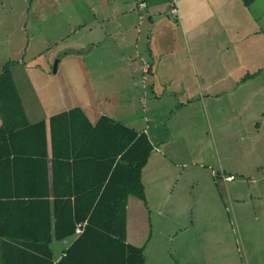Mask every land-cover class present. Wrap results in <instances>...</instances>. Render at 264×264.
Masks as SVG:
<instances>
[{"label":"crops","instance_id":"1","mask_svg":"<svg viewBox=\"0 0 264 264\" xmlns=\"http://www.w3.org/2000/svg\"><path fill=\"white\" fill-rule=\"evenodd\" d=\"M27 32L44 49L29 58ZM97 51L105 58L92 69L87 57ZM10 61L26 68L35 100L23 102L24 116H0V125L23 118L48 123L76 109L72 116L84 127L105 115L148 137L145 198L129 196L126 206V242L143 248L145 264H172L165 242L174 237L165 234L175 225L177 264H242L240 252L245 264H264V234L251 236L246 228L264 225V216L243 217L252 202L249 183L256 198L264 197L257 184L264 180V0H0V73ZM10 70L21 95L15 81L23 77ZM41 139L38 131L21 128L3 142V151L16 159L21 153L23 172L28 161L44 158V180L31 185L29 175H21L22 187L48 191L52 200L51 143L48 134ZM173 193L180 194L175 202ZM172 205L180 207V220L170 217ZM234 225L243 231L240 248ZM76 236L52 239L53 264Z\"/></svg>","mask_w":264,"mask_h":264},{"label":"trees","instance_id":"2","mask_svg":"<svg viewBox=\"0 0 264 264\" xmlns=\"http://www.w3.org/2000/svg\"><path fill=\"white\" fill-rule=\"evenodd\" d=\"M242 1L249 5L253 0ZM20 96L5 66L0 73L2 118L24 116ZM73 112L76 109L54 114L48 123L42 119L29 124L22 117L0 125L1 264H53L52 239L74 235L79 222H85L83 231L55 264H145L143 248L126 242V206L129 196L145 198L141 170L152 144L145 133L105 115L84 127ZM21 128L38 131L44 142L49 135L52 200L48 191L42 194L22 187L23 175H29L26 183L31 185L44 180L39 174L45 172V159H27L23 172L18 160L21 153L16 159L11 150L3 151V142ZM59 149L67 154L58 153ZM54 163L59 164V171ZM9 183L14 187L2 190ZM59 185L67 189L61 191Z\"/></svg>","mask_w":264,"mask_h":264},{"label":"rangeland","instance_id":"3","mask_svg":"<svg viewBox=\"0 0 264 264\" xmlns=\"http://www.w3.org/2000/svg\"><path fill=\"white\" fill-rule=\"evenodd\" d=\"M51 34H53V33H51ZM51 34H48V36L50 38V41H49L50 43H51V41L54 40V38H52L53 36ZM27 35L30 38V42L28 44V47L26 48V52L27 53L25 54V56H28V58H29V56H31V54L42 53V50H44V49L41 50L33 42V35H34L33 32H27L26 33V37H27ZM100 58H105L104 54L101 53L100 51H97V52L91 54L90 56H88L87 60L90 63V68L93 69L94 66H96L95 62H97V60L100 59ZM25 59H27V58H25ZM11 63H13V62L10 61V64L8 63L9 64L8 65L9 69H15V70L17 69V70H19V72L21 73V77H23V79L21 81L20 80H16L15 82L17 84L19 92H21L24 104L33 103V101L35 100V96L33 95V91H32L30 75L28 74L26 68H24L22 64H19L18 66H16V65L12 66ZM106 67L109 68L108 65ZM28 68H29V66H28ZM31 68H32V70H35L36 66L32 64ZM108 77H112V76L108 74ZM15 79H16V76H15ZM114 82H115V80H114ZM202 116H203V114H202ZM263 162H264V160H263ZM207 163H208V160H207V162H202V165H205V166L207 165L208 166ZM253 163L256 164L257 161L254 160ZM205 168H207V167H205ZM257 184L262 189V192L264 193V180H261V182H258ZM254 187H255L254 183H249L250 195L252 194V202L253 203L250 201L251 202L250 205L248 207H246V209L243 212V217L244 216H252L255 213H257L258 216H261V217L264 216V197H263L262 201H261V197L262 196L260 197V199L256 198L255 197V193H254ZM217 192H218L219 201H217L215 204H217V206H219L221 204V199H220L221 198V193L218 190H217ZM248 195H249V193H248ZM175 196L180 198V194L179 193H173V201L174 202H175V199H174ZM256 203H259L260 206H257ZM149 204L151 206L152 211H155V212H157V210L160 211V209H158V206H159L158 204H156V205L154 204V207H153V205L151 203H149ZM252 204H254V206ZM145 209H146L145 212L148 214V211H147L148 208H145ZM216 210L219 211V213L221 212V214H219V215L224 216V217H229L228 211H225L221 207H217ZM206 211H208V210L203 209L204 213H207ZM169 212H170L169 215H170L171 218H178L180 220V207L177 208V207L172 205V206L169 207ZM193 215L194 216H203L202 214L198 213V210H195V209H194V214ZM206 215H208L210 217H213L212 216V212L210 210L208 211V214H206ZM143 223L146 226L148 225L147 217H146V220ZM170 227H171V225H170ZM176 227L177 226L175 225L174 229H176V230H174L173 232L171 230H167L166 234H165V236H166L169 233V237L170 238L174 237L169 242H165L166 243V245H165L166 246V250L169 252V255L172 256V258H171L172 259V264H177V262L180 261V257L176 253L177 242H178V239L180 238V231ZM234 227H235L234 234L236 235L237 246L240 248L241 247L240 239H241V241L244 240L243 231L241 232V230L238 229L239 226H238V228H236V226L234 225ZM246 228H247L248 234L251 235V236L253 234H255V233L259 234L260 236L262 234H264V225L255 224L254 223V224H249L248 226H246ZM239 237H240V239H239ZM159 243H162L161 239L159 240ZM244 243H245V240H244ZM248 243H250V241H248ZM163 249H164V247H163ZM216 259H217V262H219V261H221V259H225V258L217 257ZM239 259H240L239 262H241L242 264H245V258L243 256L242 252L239 253Z\"/></svg>","mask_w":264,"mask_h":264},{"label":"built area","instance_id":"4","mask_svg":"<svg viewBox=\"0 0 264 264\" xmlns=\"http://www.w3.org/2000/svg\"><path fill=\"white\" fill-rule=\"evenodd\" d=\"M142 6H144V3H140ZM173 10V9H172ZM85 225V222H79L76 224L75 227V234L79 235L83 231V227Z\"/></svg>","mask_w":264,"mask_h":264},{"label":"water","instance_id":"5","mask_svg":"<svg viewBox=\"0 0 264 264\" xmlns=\"http://www.w3.org/2000/svg\"><path fill=\"white\" fill-rule=\"evenodd\" d=\"M57 62H58V59H55L54 64H53V71L56 69Z\"/></svg>","mask_w":264,"mask_h":264}]
</instances>
